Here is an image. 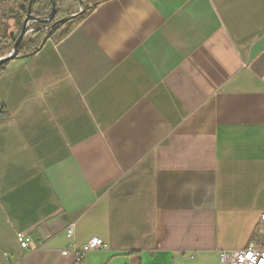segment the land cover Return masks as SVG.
Segmentation results:
<instances>
[{
	"label": "crops",
	"instance_id": "0c3cea01",
	"mask_svg": "<svg viewBox=\"0 0 264 264\" xmlns=\"http://www.w3.org/2000/svg\"><path fill=\"white\" fill-rule=\"evenodd\" d=\"M95 1L0 74V264H221L264 211V0Z\"/></svg>",
	"mask_w": 264,
	"mask_h": 264
},
{
	"label": "built area",
	"instance_id": "2783aa9c",
	"mask_svg": "<svg viewBox=\"0 0 264 264\" xmlns=\"http://www.w3.org/2000/svg\"><path fill=\"white\" fill-rule=\"evenodd\" d=\"M68 234L74 235L73 242L61 254L67 258L80 261L84 256L94 249H104L108 244L97 234L85 232L80 236L74 234V228H68ZM22 246H28V239L24 234H18ZM221 264H264V211L255 228L252 240L244 248L224 249L221 251Z\"/></svg>",
	"mask_w": 264,
	"mask_h": 264
},
{
	"label": "trees",
	"instance_id": "16d2710c",
	"mask_svg": "<svg viewBox=\"0 0 264 264\" xmlns=\"http://www.w3.org/2000/svg\"><path fill=\"white\" fill-rule=\"evenodd\" d=\"M30 0H6V2L0 4V12L3 11L7 6L15 5L19 9V14L22 18V21L26 17L27 9L29 6ZM57 3V11L54 17V21L59 19V6L61 4V0H56ZM98 4L97 1H95L91 6L86 7V11L76 17V20H74L72 23L67 25H60L58 27L52 28L51 24L43 25L39 23H33L30 25V29H32V34L30 37H27L22 41V43L19 46V57H28L36 52H38L44 42L48 39H54L58 40L61 37L66 36L68 33L71 32V30L74 28L75 24L80 22L87 13L94 9L96 5ZM52 10V3L50 0H33L32 5V12L39 15V16H48L51 13ZM75 19V18H74ZM4 20L7 21L5 18ZM16 22L18 23V18H15ZM5 21V22H6ZM13 43L15 42L16 38H13ZM10 62H7L5 64L0 65V74L6 69V67L9 65ZM3 112L0 114V116H3Z\"/></svg>",
	"mask_w": 264,
	"mask_h": 264
},
{
	"label": "water",
	"instance_id": "95a60500",
	"mask_svg": "<svg viewBox=\"0 0 264 264\" xmlns=\"http://www.w3.org/2000/svg\"><path fill=\"white\" fill-rule=\"evenodd\" d=\"M50 1L52 3V10L48 16H39V15L33 13L32 12L33 0L29 1L27 14H26V17L24 18V20L22 22L20 32L16 38L15 44H14L12 50L8 54H6L4 56H0V65L5 64L7 62H10L19 56V46L22 43V41L26 38L28 33L32 30L29 28L31 24L39 23V24L46 25V24L52 23L51 27L55 28V27H58L64 23L68 22L71 19H74V18L82 15L86 11L85 0H79L80 10L78 12L71 14V15H68V16L60 17L59 19L54 21V17H55L56 11H57V3H56V0H50Z\"/></svg>",
	"mask_w": 264,
	"mask_h": 264
},
{
	"label": "rangeland",
	"instance_id": "374dc122",
	"mask_svg": "<svg viewBox=\"0 0 264 264\" xmlns=\"http://www.w3.org/2000/svg\"><path fill=\"white\" fill-rule=\"evenodd\" d=\"M6 2V0H0V4ZM79 2V0H78ZM95 0H88V3H94ZM62 3V0H61ZM61 6V4H60ZM59 6V18L60 17H64L61 14V8ZM79 6H80V2H79ZM78 12V11H77ZM7 19L4 20V19ZM15 18H18V23L15 24L16 20ZM75 19H71L68 22L62 24V25H67L72 23ZM6 21V22H5ZM21 24H22V18L19 14V9L18 7H16L15 5L12 6H7L5 9H3L2 12H0V53L4 52V50L6 48H9V52L12 50L15 42L13 43V38H17L19 32H20V28H21ZM50 24V23H49ZM32 25V24H31ZM48 25V24H46ZM32 34V30L28 33L27 37H30ZM25 38V39H26ZM16 41V40H15ZM8 52V53H9Z\"/></svg>",
	"mask_w": 264,
	"mask_h": 264
},
{
	"label": "flooded vegetation",
	"instance_id": "af4514ba",
	"mask_svg": "<svg viewBox=\"0 0 264 264\" xmlns=\"http://www.w3.org/2000/svg\"><path fill=\"white\" fill-rule=\"evenodd\" d=\"M86 5V4H85ZM23 22V21H22ZM50 24H52V23H50ZM22 25V24H21Z\"/></svg>",
	"mask_w": 264,
	"mask_h": 264
}]
</instances>
